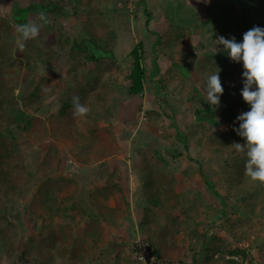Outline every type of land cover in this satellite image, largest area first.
I'll return each mask as SVG.
<instances>
[{"label":"rangeland","instance_id":"1","mask_svg":"<svg viewBox=\"0 0 264 264\" xmlns=\"http://www.w3.org/2000/svg\"><path fill=\"white\" fill-rule=\"evenodd\" d=\"M112 2L110 5H107V1L103 2L96 8L101 15L100 21L102 23L104 21L108 25L107 28L100 26L96 21L95 13H91L84 5H77L74 14L54 18L49 31L42 28L36 40L27 41L23 52L15 43L19 35L15 31L16 27L13 28V32L6 34L3 38L4 49L13 58L27 59V50H30L32 46L41 49L38 58H50V63L47 66L40 65L35 74L26 70L21 74H12L11 78L15 81L12 90L15 96L27 95L33 91L36 84H42L49 78L56 83L57 91L46 101L50 111L44 117L45 124L49 126L58 117L59 111L65 104L67 108L64 111L73 114V97L81 95L78 78L75 79V75H79L83 83L88 82L91 85L96 83L98 93L105 94L108 113L97 116L94 112V104L98 100H95V96L91 94L89 103H81L86 104L85 106L90 110L89 113L86 116L74 117L82 124H91L93 119H98L97 123L100 127L110 128L119 150L115 156L106 161L86 166L82 163V156L77 154L81 153L85 144L65 146L57 137H50L43 144L38 145L32 136L16 131L17 142L24 155L23 165L28 168V171L21 174L15 187L14 201L17 203L9 206L0 200V264H15L23 247L29 246L35 249L37 246L42 248L45 244L52 247L50 253L53 260L49 264H67L64 259L70 258L67 256L73 258L72 254H66L64 251L66 247H71L72 241L66 236L62 239L57 236L67 229V220H64V217L52 218L47 215L46 221L33 222L31 215L26 211V204L35 193L46 194L43 187L46 180H40L37 175L30 176L29 173L32 175L37 171L38 163L49 148L58 146V153L63 154L65 165L53 175L59 179L65 178L78 183V200L83 210L88 213L84 216V221H89L92 217H97L94 210V201L97 198L94 199L93 194L100 191L103 185L117 182V175L122 179L126 195L130 196L132 191L136 193L137 187L140 186L135 171L138 163L130 162L128 166L126 160L131 159L127 158L139 154L140 157L146 155V158L154 159L156 168L164 169L157 175L161 178L144 174L141 180L151 186L156 180L165 183L166 176L170 175L165 170H170L171 166L169 164L164 166L161 161L155 160L156 152L162 153V158L170 162L173 156L167 151L178 153L183 151L184 141L180 137H185L187 134L190 137L185 142H189V153H185L179 159V164H185V168L192 165L197 170V163L200 164L202 161L203 172H205L204 178L199 176V179L193 183L189 181L196 185V188L200 187V190L191 194L188 199H184L185 203L192 202L184 211L193 209L192 215L196 213L199 215L193 220L195 226L192 228L194 233L198 230L196 237L199 242L196 244V249L201 251L196 253V261L205 264L212 256L209 252L213 251L215 246L230 245L232 248L247 251V258L239 255L247 264H264V258L256 259L253 256L256 255L257 247L263 250L259 245L264 239V211L261 209V203L264 200L263 189H259L254 194H241L247 188L244 187L246 183L240 184L234 178L235 171L231 168L230 162L234 152H226L227 156L224 159L227 162L225 163L224 160L219 161L220 155L208 151V148L204 146L205 141L201 142V150L195 147L197 144L195 140L205 132L203 125L200 123V126L190 112L191 108L197 105V101L189 102L187 97L180 100L177 97H167L169 103L166 104L162 100L165 94L160 87L161 82H167L172 76H179V72L171 66L173 62L181 64L195 60L194 74L191 73L189 77L182 79L181 87L185 94L188 91L186 87L189 90L191 87H197L200 93L197 99L201 100L203 97L206 99L204 92L206 77H202L203 73H200L205 54L218 56L225 52L222 45H217L220 49L217 53L214 50V40L219 36L228 39L235 37L238 42H243L246 31L255 26L264 28V0H115ZM213 3H218L219 9L222 10V12L219 11V15L215 14V10L208 8ZM148 14L150 21L147 23ZM89 25L94 34L98 38H104L108 48H112L114 59L102 60L100 63L85 59L84 63L80 64L78 73L74 74L75 62L71 58L70 46L65 44L61 49L59 42L65 39L80 41L85 39L84 37L87 38ZM182 27L192 33L179 40V45L164 49L159 45L154 46L156 37L153 32L169 37L170 28L177 30ZM139 43L144 44L143 66L146 69L147 85L141 96L132 98L128 92L129 74L133 68L130 52ZM228 57L227 55L224 58ZM155 64L159 65L160 70L156 69ZM224 64L222 69L224 73L236 69L245 71L243 62L237 63L231 59L229 61L224 59ZM149 83L154 85L150 86ZM231 97L234 99L238 96ZM21 100L19 99L17 104L19 109L23 106ZM225 103L226 100L215 110L218 122L222 121L219 119H223L221 114L225 110ZM209 107L213 106L209 105ZM232 111L237 112L236 108ZM171 117H174L173 120ZM220 122L216 126L209 127L213 137L216 134L224 137L233 136L235 141L244 142L237 133L231 132ZM143 164L144 167L147 166L146 162ZM235 165L239 173L241 161H236ZM175 167H179L178 164H175ZM225 168L229 170L225 171ZM193 171L194 174L196 171ZM170 173L173 174V172ZM4 210H6L5 213ZM69 210L67 205H63L60 213L64 215L69 213ZM80 227L82 226L72 228V234L75 237L78 236ZM85 246L88 248L87 244ZM9 248L14 250L12 258H8L6 254ZM47 249L44 251L47 252ZM193 249H195L194 246ZM153 251L162 257L167 256L164 249L161 251L155 245H153ZM218 255L217 253L212 258H217ZM73 260L68 264L76 263V258ZM192 262L195 264V259Z\"/></svg>","mask_w":264,"mask_h":264},{"label":"trees","instance_id":"2","mask_svg":"<svg viewBox=\"0 0 264 264\" xmlns=\"http://www.w3.org/2000/svg\"><path fill=\"white\" fill-rule=\"evenodd\" d=\"M107 5L112 4V1L115 0H74V10H76L77 5H84L85 8L89 9L91 13H95L96 21L100 24L101 27H108L107 24L100 21V14H98L97 7L98 4L106 2ZM59 6V5H58ZM209 9L215 10V14H220L222 12L219 9L218 3H213L208 6ZM43 9V8H41ZM58 9V8H57ZM56 9V10H57ZM46 9H43V12ZM56 10L53 13L56 14ZM34 11L36 13V9L30 8L29 10H25L24 17L22 16L21 22H28V18L26 17L27 13ZM47 11H50L48 8ZM220 11V12H219ZM46 12V11H45ZM44 12V13H45ZM230 13V12H229ZM53 22V17H50ZM150 21V15L148 14L147 23ZM52 24L43 27L46 30H50ZM172 31V32H171ZM156 41L154 46H158L160 48H173L179 45L178 41L182 40L188 35L192 33L188 29L178 28L177 30L170 28V36H163L158 32H153ZM115 33H113L114 35ZM88 37H84L85 39L69 40L65 39L64 41L59 42L61 49L64 48L65 44L70 46V54L72 60H74L73 72L77 74L80 68V64H83L84 60L93 61L95 63H100L102 60H110L114 59L112 48H108V43L104 38H98L96 34L91 30V25L88 27L87 32ZM41 52V49L36 46L30 47V50H27L28 58H13V56L9 55V52L4 49L3 39L0 36V200L2 202H6V205L16 204L15 199V187L17 185L18 180L21 178V174H25L28 171V168L23 165L24 155L21 150L19 143L17 142L16 131H20L27 136H32L33 139L37 142L38 145L43 144V142L50 137H57L62 145H70V146H79L80 143L85 144V147H82L81 153L79 156H82V163L86 166H92L102 161H106L111 157L115 156L118 153V144L113 139V134L110 128L108 127H100L97 123L98 119H93L91 124H82L74 117L73 114L69 112H65L64 110L67 108V104L63 106V108L59 111L58 117L53 120L49 126L45 124L46 118L44 115H47L50 111V108L46 105V101L52 97L53 94L58 89V85L54 83L50 78L43 82L42 84H36V87L28 93L27 95H14L12 90L13 85L15 84L14 80L11 78L12 74H21L25 70L29 73L35 74L40 65L47 66L50 63V58H38V53ZM143 55H144V44H137L132 51L130 52V56L133 59V68L129 74L130 88H129V96L134 98L137 96H141L144 93L145 86L147 85V75L146 69L143 66ZM226 52L221 54H210L204 56L203 63L201 65V71L203 76L206 77L210 74L215 73L220 69V79L222 83V87L224 88V94L220 97L221 103L226 100L224 104L225 110L222 112V125L230 130L231 132H235V129L239 128V121L237 120L238 115L243 112H247L250 110V105L247 104L243 97L241 96V90L243 88V72L244 70H229L224 73L222 70L224 65V59L230 60V57H226ZM217 57V59H215ZM32 60V61H31ZM31 61V63H30ZM173 69L178 71L179 76L168 79L167 82H161L160 87L162 89L164 103H169L167 101V97H177L179 100L187 97L190 101H197V105L191 108L193 118H195L199 125H203V129L205 132L202 133L201 136H198L197 140H195V147L198 149H202L201 142L205 141V147L208 148L212 154L220 155L221 159L219 160L226 163L227 161L224 159L227 155L226 152H234V156L230 159L231 168L235 171L234 178L238 183H246L244 187L247 189L241 194H254L259 189H263L264 185L259 182L252 181L250 177L245 174V163L246 156H242L240 153H236L235 150L231 147L234 143L244 144L246 141L241 142L240 140L235 141L233 136H220V134H216L213 137L211 134L209 127L216 126L218 122V118L215 114V110L219 107L210 108L206 103V99L203 97L201 100L197 99L199 96V92L197 87H191L189 90L186 87L185 91L181 87L182 79L189 77L191 73L194 74L193 70L196 66L195 60H191L187 63L177 64L173 62L171 64ZM157 70H160L159 65L155 64ZM79 76V75H78ZM75 75V79L78 78V86L81 90L80 102L89 103L91 101L92 95L95 96V100H98L96 104H94V112L97 116H102L107 114L109 109L107 107V101L104 97V93H98L96 90V83H83L80 80V76ZM201 78V77H200ZM149 85L153 86L154 84L149 83ZM162 85V86H161ZM237 94V95H236ZM238 96L237 98L232 99L231 96ZM19 99L21 100L22 109L17 107L19 103ZM201 102V103H200ZM206 102V103H205ZM200 103V104H199ZM220 103V104H221ZM86 105V104H84ZM236 108L237 112L232 111V109ZM9 109V111H7ZM109 116L111 114H108ZM174 118V117H173ZM171 117V119L173 120ZM220 122V123H221ZM201 123V124H200ZM196 133V131L194 132ZM193 133V134H194ZM181 136V135H180ZM190 136L187 134L185 137L181 136L180 139L184 141L183 151L175 152V151H167L170 155L173 156V159L169 162L165 160L162 153L156 152L160 158L164 166L169 164L171 169L178 171L179 167L182 165L179 164V159L185 153H189V142H185ZM159 153V154H158ZM76 154V155H77ZM236 161H241V166L239 168V173L237 172V167L235 165ZM63 154L58 153V146H52L48 149V151L43 156V159L37 165V171L30 176L37 175L40 180H46L44 183V193L45 195L35 193L32 196V199L26 204V211L31 215L33 222L35 220H39L41 222L46 221L47 215L50 217H64V220H67V229L65 232H60L57 234L60 239L68 237V240L72 241L71 247L68 246L64 251L66 254L72 253L68 251V249H73L77 247L79 242L75 240L74 235L72 234L73 227L83 226L86 221H84V216L88 213L83 210V206H80L81 203L78 200L79 187L76 181H72L69 179H59L53 175L58 170H60L61 166L64 165ZM192 162V161H191ZM202 161L198 164V169H194L192 165L188 167L180 168L185 171L183 176V180H187L190 182L196 181L192 171L195 170L197 175L200 178H204L205 172H203L204 168L202 167ZM222 163V164H225ZM175 164H178L179 167H175ZM181 165V166H180ZM235 165V168L233 166ZM65 166V165H64ZM179 169V170H180ZM228 171V168H225V171ZM194 172V171H193ZM237 175H239V179H237ZM244 175V176H243ZM233 178V179H234ZM114 189L121 191L120 185L117 183L109 182L105 187L102 188L100 193L93 194L94 199L97 197L108 198L109 196L114 195ZM200 190V189H199ZM123 191H121L122 193ZM156 199V196H153ZM154 199V200H155ZM127 207H129L127 201H123ZM29 203V204H28ZM261 209L264 211V200L261 203ZM63 205H67L70 210L69 213L61 214V207ZM5 209V208H4ZM99 210H102L101 206L98 207ZM168 211V209L166 208ZM192 210L190 211H181L180 218L175 216L172 211L174 208H170L169 215L167 220H171L172 234L170 236V241L173 243L174 247H177V236L182 232H186L189 230L190 222H192L199 215L196 213L192 215ZM6 210H4V213ZM102 213V212H101ZM127 213V214H126ZM128 212H122L121 216L125 218ZM120 216V217H121ZM120 217H117L118 220ZM97 222L90 221L86 224L85 233L90 238H95L98 233H102V237L99 241L103 244V248L107 246V242H109V231L105 230ZM48 248V249H47ZM47 249V252L44 250ZM52 247L49 244H45L42 248L36 247L35 249H31L29 246L23 247L19 252L16 263L15 264H49L52 262L53 257L50 253ZM49 250V251H48ZM6 253L8 258H12L14 254V250L9 248ZM60 253V252H59ZM75 256H78L77 251L73 252ZM219 254L217 258H212L214 255ZM210 258L207 260L206 264H236V262L232 259H227V256L240 255L244 258L248 257V253L246 250H239L232 248L230 245H217L214 247L213 251H210ZM67 256V255H66ZM70 257V256H67ZM174 257H165L166 260H174ZM73 259V258H72ZM71 257L64 259V262L69 263L72 261ZM135 259V256H134ZM133 259V261H134ZM109 261H105V264H108ZM197 263L196 261L194 262ZM74 264H77L74 263Z\"/></svg>","mask_w":264,"mask_h":264},{"label":"crops","instance_id":"3","mask_svg":"<svg viewBox=\"0 0 264 264\" xmlns=\"http://www.w3.org/2000/svg\"><path fill=\"white\" fill-rule=\"evenodd\" d=\"M30 8H32V10L36 9V13L34 11L27 13V20L36 19L39 13L43 12V9H46L45 13L49 17H53V19L69 15L70 13L74 14L76 11L74 10V0H0V36L2 39L5 38L6 34L13 32V28H15L17 24L23 23L21 19L22 16L24 17V11ZM48 8L50 11H47ZM54 10L57 11L56 14L47 13L53 12ZM138 155L139 154L127 158L131 160H126L128 166H130V162L133 163L136 161L138 163L135 171L138 175L140 186L137 187L136 193L132 191L130 196L129 194L126 195L122 185V179L117 175V182L114 183L119 184L123 192L121 193V191L114 189L113 196H109L108 198L98 197L100 200L96 197L97 199L94 201V210L98 218L92 217L89 221L86 220V223L80 227L81 229L78 231V236L75 237L74 235L75 240L79 242L80 245L73 248L70 254L73 255V258H76L75 261L78 264H105L106 260L109 261L108 264H133L134 252L132 249V241L138 233L148 238L150 242L161 251L164 249V253L168 257H174L173 259L175 261L183 260L186 264H192V260L195 259L196 261V253L201 252L196 249V244L199 242L198 237H196L198 230L194 233L192 228L195 224L193 221L192 223L190 222L189 230L186 232L182 231L177 236V247H174L173 243L170 241L173 230L170 225L171 220H167L170 208H174L172 213L180 218L182 216H179L181 211L183 212L189 207V204L192 203H185L184 199H188L191 194L196 193L200 187L196 188V185L191 184L187 180H183L182 174H184L185 171L180 168L178 171L174 169H168L169 171L165 170L172 176H166L165 183L160 179L161 182H157L156 180L157 183L155 182L154 185L151 186V184L141 180L143 175L152 174L157 178L160 170L164 169H157L154 164V159H148L146 155L144 157ZM160 158L157 155L155 160L159 161ZM145 162L147 164L146 167H144L143 164ZM184 165L185 164L182 165V168ZM147 168L149 170H147ZM170 172H173V174ZM196 173L197 172L192 174L196 179H199ZM169 178H171L170 181ZM105 186L106 185H103V187ZM103 187L96 193H100ZM153 196H156V199ZM123 201H127L129 207H127ZM99 206H101L102 210L98 209ZM123 211L124 213L129 211V215L125 218L123 217L127 213L122 217L121 214ZM116 216L121 217L118 220ZM90 221L97 222L96 224H99L105 230L109 231V242H107L109 244H107L106 248H103V244L99 241L102 237L100 234L102 233H98L94 239L86 235V224ZM86 244L88 248H86ZM259 245L262 246L263 250L261 251L259 247H257L256 255L253 253L256 259L264 258V239ZM193 246L196 250L193 249ZM74 251H77L78 256L74 255ZM189 258L191 259L190 261ZM72 261L74 260L72 259ZM200 262L198 261L196 264H202V262Z\"/></svg>","mask_w":264,"mask_h":264},{"label":"clouds","instance_id":"4","mask_svg":"<svg viewBox=\"0 0 264 264\" xmlns=\"http://www.w3.org/2000/svg\"><path fill=\"white\" fill-rule=\"evenodd\" d=\"M51 22L46 13L40 12L36 19H29L27 23L17 24L15 31L19 35L15 43L20 51H24L27 41L36 40L41 29ZM214 41L216 53L220 50L217 45H222L223 50L232 61L243 62L245 71L243 72L241 96L250 105V110L238 115L239 128L235 131L246 143H234L231 147L247 157L245 174L252 181L264 185V28L255 26L249 29L243 35V42H238L235 37L228 39L224 36H219ZM204 92L209 105L213 107L220 105V97L224 94L220 69L207 76ZM73 108V115L76 117L86 116L90 111L87 106L81 104L79 96L73 97ZM139 236L150 242L148 238L138 233L132 241V249L134 240ZM150 244L153 248V244L151 242ZM162 258L165 259V257Z\"/></svg>","mask_w":264,"mask_h":264},{"label":"built area","instance_id":"5","mask_svg":"<svg viewBox=\"0 0 264 264\" xmlns=\"http://www.w3.org/2000/svg\"><path fill=\"white\" fill-rule=\"evenodd\" d=\"M133 249L135 252L134 264H186L182 261H168L156 255L150 242L140 236L134 240ZM227 259H233L236 264H247L239 255L229 256Z\"/></svg>","mask_w":264,"mask_h":264}]
</instances>
